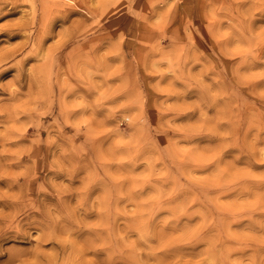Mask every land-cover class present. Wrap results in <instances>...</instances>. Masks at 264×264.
<instances>
[{
  "label": "rangeland",
  "instance_id": "obj_1",
  "mask_svg": "<svg viewBox=\"0 0 264 264\" xmlns=\"http://www.w3.org/2000/svg\"><path fill=\"white\" fill-rule=\"evenodd\" d=\"M19 2L15 8L0 2V15L14 11L0 25L29 16V1ZM88 3L94 9L88 22L85 11L71 5L39 56L24 61L38 69L50 49L77 32L62 53L63 64L54 59L38 72L47 85L32 111L27 101L41 91L16 78L22 55L0 76V108H27L8 118L0 112V201L21 195L25 202L14 220L1 221L0 214V264H120L130 187L143 186L152 198L191 186L264 190V0ZM23 39L1 40L0 46ZM86 42L91 67L85 64ZM71 46L78 55L66 53ZM10 86L21 94L11 98ZM15 128L20 133L6 139ZM208 197L234 202L252 195ZM4 211L15 212L8 206ZM166 211L162 218L170 216ZM40 218L42 227L33 221ZM47 232L51 239L37 244Z\"/></svg>",
  "mask_w": 264,
  "mask_h": 264
},
{
  "label": "bare ground",
  "instance_id": "obj_2",
  "mask_svg": "<svg viewBox=\"0 0 264 264\" xmlns=\"http://www.w3.org/2000/svg\"><path fill=\"white\" fill-rule=\"evenodd\" d=\"M19 1L20 0H0V2H5V4L10 3L12 5L11 8L17 7L18 3H20ZM28 1H29V5L31 4V11L28 17H23L18 21L15 20L14 22H9L0 25V35L4 36L0 38V42L1 40L9 41V39H13L19 36L24 38L22 41L17 42L15 44L10 43L7 46H0V76L5 74L8 69L13 68L14 63L12 62L15 60L17 56L22 55V58L17 61L16 71L18 74L16 78L20 81L24 79V82L25 79L27 78L28 87L33 88L35 86L39 88V91H41L40 95L38 96L32 95V97L30 96L31 98H29L27 101L28 108L30 111H32L33 104L36 107L40 96L42 98L41 93L43 91L42 89L43 86L47 85V81H46L47 78L46 79L41 78L40 77L41 75H38V72H40L43 68L53 66V64H55L53 62L54 59L55 60L60 59V61L57 63L58 66L63 64V62L67 58L65 57V55L63 57L62 53L65 50V48L68 46V42H72V44L75 42V39H77L76 38L77 32L70 31L69 33L66 34L67 38L65 40H62L57 46L53 48V50L50 49L51 52L49 53V56L45 55L43 57V60L41 61L40 65H38L39 66L38 69H34L31 67L26 68L25 67L26 63L24 61L27 59L29 60L30 57L39 56V53L43 50V43L47 35L52 33V31L54 30L55 22L59 19L66 20L67 14L64 13V10H68V9L71 10L70 8L71 5L74 7L75 6L79 7L85 11L84 20L88 22L87 19L90 20V14L94 13V9L92 8V4L90 5V3H88V1L90 0H83V1L82 0H50V2L49 0H42V1L39 0L38 4L37 3L35 4V2L32 0H21L22 3ZM51 2L53 4H49ZM0 5L2 6V4ZM58 6H61L62 9H59ZM13 12L14 11L1 13L0 18L5 16L4 14L9 15ZM86 24L83 26V28L85 30H88V26L90 24L88 26H86ZM75 26L80 27V25L77 23H75ZM85 45L86 47L88 46L87 48L85 47L86 53L88 55L86 57L85 64L89 66L90 65L89 44L87 43ZM66 53L76 55L77 47H72V49L70 50L67 48ZM31 71L32 73L35 74L34 80L33 78L30 77ZM8 93L11 98H15L16 96L21 94L18 88L16 87L13 88L11 86L8 89ZM30 104H32V107L30 106ZM26 110L27 108H23L22 110H20L19 108L13 106L6 108L3 107L2 109L0 108V112L2 113L5 112L7 118L11 117L13 114L16 116L17 114H19L18 112L20 111L25 112ZM234 127L236 129V126ZM21 129L24 130L23 127ZM16 131L17 130L15 128L13 132H11L10 135L7 134V137L5 138L8 140L12 139L11 137H14L20 133L18 131L17 134ZM27 175L28 174H26V176ZM215 179L218 178L216 177ZM203 181L204 180H202L201 182ZM207 184H209L208 181ZM216 184H219V182L215 183V185ZM149 187L153 189L156 186L151 187L150 185ZM255 189L256 188H252L250 191L247 190L246 188L238 189L237 187H230V186L201 187V188L199 187L198 189H195L194 187L192 188L191 186V188L174 189V190L172 189L162 194L159 193L158 196H155L154 198L151 197L153 196V193L150 194L149 191L143 186L130 187L128 190L126 189L127 194L126 195L124 194L125 195L124 197L125 210L123 213L124 220L121 219L124 221V223L122 224L123 225L122 228L124 229L125 233H124V237H122V242L120 244L121 246H123L122 253L120 252L121 253L120 264H264V190H259V189L255 190ZM107 190L109 191L108 188ZM250 192L252 195L251 201L238 200L234 202H230V201L218 202L216 199L208 197L210 194H213L214 196L215 194L217 196H225V195L240 194V193L248 194ZM155 193L158 192L156 191ZM106 194H104V197H106L105 196ZM176 200L177 201L180 200V201L177 202ZM172 201L173 202L176 201L177 204L174 205V203H176L174 202L173 203L174 206L170 205L168 209H166L165 206H161L165 202L168 203ZM105 202H107V200ZM108 202L109 205L111 202L110 201ZM0 203H2V209H0L1 221L3 218L6 217H10L13 219V217L18 215L25 209V207H23L25 205V202L21 200V195H18L16 196V198H12L9 200L3 199L2 201H0ZM156 204H160V206L157 207ZM101 205L102 204H100V206ZM105 205L107 206V208L109 207L107 203L103 204L104 207ZM195 205L198 209L196 210L195 208L196 211H194L193 208L192 209L193 211H189L191 209V208L189 209V207ZM6 206L14 209L15 212L13 214L6 215L7 212L4 211ZM163 210L165 211L167 210L166 212H169L170 216L168 217V215L165 214L167 217L162 218L160 215H162L161 211ZM39 213L40 212L38 211V214ZM104 213H106V209ZM44 215L47 214L45 213ZM103 215L99 216L101 220H103L102 219ZM255 215H257V217ZM30 216H32L31 212L29 210H26L25 217L29 219ZM118 216L121 215L119 214ZM106 217L108 216L106 215ZM43 219L40 218L33 221L39 227L41 225L44 226ZM105 219L106 218L104 216V221L106 222ZM18 220L20 221L22 220V218ZM50 221L53 222V220L51 219ZM104 221L102 222L99 221V222H101L102 224ZM99 225L98 227H100ZM52 226H56V225H52ZM56 227L57 229L59 228L58 223ZM235 227H239V229L243 228V230L238 231V229H235ZM244 229H249L250 231L245 232ZM18 230L19 231H16V233L23 237H25V235H27L28 233V231L23 229H18ZM94 230H92V232ZM100 230L101 229H99V231ZM258 232H260L261 235L260 234L257 235L256 233ZM2 233L3 231H0V235ZM97 233L99 234V232ZM100 233H102V231ZM47 234L48 232L46 233L45 236L43 235L44 237L40 236L41 238H37V241L35 240V242L37 244L38 243L40 244L41 241H46L51 239V236H48ZM105 237L106 236H104L103 238ZM200 245L203 247H201ZM198 246H200L201 248L198 249ZM109 251L111 252L112 250ZM247 251H249L248 254H246ZM78 252L80 253L81 251ZM73 253L75 254V252ZM108 255H110V253ZM10 258L14 259L13 256H11ZM114 260L111 259L109 264H116ZM74 262L75 260L72 262V264Z\"/></svg>",
  "mask_w": 264,
  "mask_h": 264
}]
</instances>
